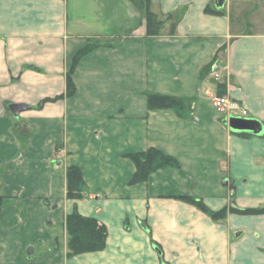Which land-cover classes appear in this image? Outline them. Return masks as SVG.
Segmentation results:
<instances>
[{"label": "crops", "instance_id": "1", "mask_svg": "<svg viewBox=\"0 0 264 264\" xmlns=\"http://www.w3.org/2000/svg\"><path fill=\"white\" fill-rule=\"evenodd\" d=\"M140 2L0 0V264H264V212L214 220L178 198L264 208V0H151V36ZM89 41L113 45L80 59L67 96ZM218 91L261 131L232 130ZM146 93L190 105L149 110ZM149 147L179 167L129 184L127 154ZM69 166L85 198L66 196ZM73 209L106 226L102 250L67 255Z\"/></svg>", "mask_w": 264, "mask_h": 264}, {"label": "trees", "instance_id": "2", "mask_svg": "<svg viewBox=\"0 0 264 264\" xmlns=\"http://www.w3.org/2000/svg\"><path fill=\"white\" fill-rule=\"evenodd\" d=\"M151 0H141L140 8L144 13V21L146 27V35H157L164 23L158 16L151 10ZM112 46L113 43H99L97 41H89L83 48L78 50L73 58L71 69L67 73L66 80V95L72 96L76 92V87L71 79L72 71L78 64L80 59L100 46ZM220 94L223 95L220 91ZM189 101L183 98L159 94V93H146V106L149 110L157 109H174L182 110L189 106ZM127 157L135 165V172L129 180V184H136L144 182L148 179L149 175L157 170L164 168H178L177 160L165 154L158 148L149 147L146 150L127 154ZM66 196L69 199H80L87 196L85 182L82 178L80 169L77 166H69L66 170ZM178 198L196 206L201 211L207 213L212 219L219 220L225 217L228 211L239 214H257L264 212V208H228L223 207L220 210H210L204 202L193 196H179ZM2 206V197H0V210ZM67 233V248L68 256L85 252H94L102 250L106 245L107 228L104 224L100 223L93 216H83L76 209H73L65 217L64 221Z\"/></svg>", "mask_w": 264, "mask_h": 264}, {"label": "water", "instance_id": "3", "mask_svg": "<svg viewBox=\"0 0 264 264\" xmlns=\"http://www.w3.org/2000/svg\"><path fill=\"white\" fill-rule=\"evenodd\" d=\"M27 106L24 104H11L10 110L14 116H17L19 112L25 110ZM229 127L234 131H246L254 134H258L261 131V123L253 118H245L240 116H230L228 119ZM226 183V180H223Z\"/></svg>", "mask_w": 264, "mask_h": 264}, {"label": "built area", "instance_id": "4", "mask_svg": "<svg viewBox=\"0 0 264 264\" xmlns=\"http://www.w3.org/2000/svg\"><path fill=\"white\" fill-rule=\"evenodd\" d=\"M212 104L221 112H227L229 117L234 111L239 108L238 102L231 99L227 95H215L212 98ZM229 119V118H228Z\"/></svg>", "mask_w": 264, "mask_h": 264}, {"label": "rangeland", "instance_id": "5", "mask_svg": "<svg viewBox=\"0 0 264 264\" xmlns=\"http://www.w3.org/2000/svg\"><path fill=\"white\" fill-rule=\"evenodd\" d=\"M224 113L226 114L227 112L224 111ZM230 197H232V192L230 193Z\"/></svg>", "mask_w": 264, "mask_h": 264}]
</instances>
